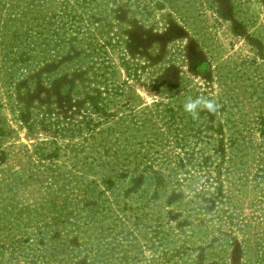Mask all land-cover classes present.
I'll return each mask as SVG.
<instances>
[{"label": "rangeland", "instance_id": "obj_1", "mask_svg": "<svg viewBox=\"0 0 264 264\" xmlns=\"http://www.w3.org/2000/svg\"><path fill=\"white\" fill-rule=\"evenodd\" d=\"M0 264H264V0H0Z\"/></svg>", "mask_w": 264, "mask_h": 264}, {"label": "clouds", "instance_id": "obj_2", "mask_svg": "<svg viewBox=\"0 0 264 264\" xmlns=\"http://www.w3.org/2000/svg\"><path fill=\"white\" fill-rule=\"evenodd\" d=\"M221 105L215 97L205 95H197L195 98L189 96L183 103V111L187 113L193 120L200 119V112L206 111L211 115H216L219 112Z\"/></svg>", "mask_w": 264, "mask_h": 264}]
</instances>
